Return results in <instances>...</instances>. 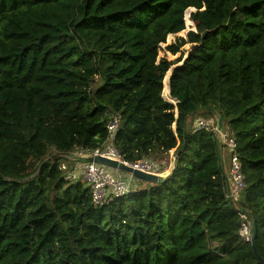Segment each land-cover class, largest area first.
<instances>
[{
	"label": "trees",
	"instance_id": "1",
	"mask_svg": "<svg viewBox=\"0 0 264 264\" xmlns=\"http://www.w3.org/2000/svg\"><path fill=\"white\" fill-rule=\"evenodd\" d=\"M189 8L196 31L167 50L193 49L169 77L185 51L159 59L161 45ZM199 109L158 184L97 205L61 168L105 146L108 110L136 162L174 157ZM218 115L245 175L235 201L220 141L196 125ZM241 210L264 257V0H0V264H264Z\"/></svg>",
	"mask_w": 264,
	"mask_h": 264
},
{
	"label": "built area",
	"instance_id": "2",
	"mask_svg": "<svg viewBox=\"0 0 264 264\" xmlns=\"http://www.w3.org/2000/svg\"><path fill=\"white\" fill-rule=\"evenodd\" d=\"M186 16L190 17L191 13L187 14L186 12L185 19ZM170 93L171 89L169 88V91L165 92V95H170ZM165 95L163 93L164 98ZM177 102L178 100L176 102L171 103L177 104ZM108 111L111 116L110 122L108 124V130L110 135L105 146L92 151H75L73 156L77 159H82L81 166L79 167V169H72L67 164H62L61 166L62 170H65L66 172H71L69 175L66 174L68 179H83L87 181V183L92 188L94 203L97 205L104 204L108 199L112 197L124 196L130 193L133 188L131 186V181L122 179L121 177L113 176L109 172V170H107L108 167L99 163H95L93 161H89L88 158L101 155L109 158L118 159L121 162H124L125 164L132 165L135 168H139L147 172H158L157 163L152 158L145 157L143 159L137 160L136 162H130L123 159L114 144V138L116 137V134L121 124L120 114L112 110ZM196 125L197 129H206L215 132L220 143L229 147L231 151V175L229 179L227 197L232 201L237 200L240 196V192L245 188L246 184L239 153L237 152L236 139L231 136L230 132L228 131V127L227 130L225 129L224 125L222 126V128L219 127L218 116L209 118H198V120L196 121ZM132 177L134 176L132 175ZM239 215L242 221L239 234L245 241L251 242L253 236L252 221L248 218L244 210H241L239 212Z\"/></svg>",
	"mask_w": 264,
	"mask_h": 264
},
{
	"label": "rangeland",
	"instance_id": "3",
	"mask_svg": "<svg viewBox=\"0 0 264 264\" xmlns=\"http://www.w3.org/2000/svg\"><path fill=\"white\" fill-rule=\"evenodd\" d=\"M192 10L193 9H188L187 14H190L192 12ZM188 19L191 20L190 17L186 16V19H185L186 20V28H185V30H183L184 31L183 34H179V32L177 34H171L172 41H168V39H167V41L161 45V51L159 53V59L160 58H167L168 60L173 61L176 58H178L182 54L183 51H185V55H186L188 53V51H190L193 48L191 43H187L186 45H184L182 47L181 51H179L177 54H173V53H171L170 51L167 50V46L168 45L177 42V37L178 36L187 37V34H188V32L190 30L196 31L197 28H196L195 23L191 20L194 25L189 26V24L187 23ZM164 91H165V87H164ZM164 95H165V92H164ZM225 129L227 130L226 126H225ZM221 153H222V157H223L224 168L226 170V173L230 177V175H231V165H230L231 151H230L229 147H227V146H225L224 144L221 143ZM154 160L157 163H159V165H162L164 168L168 169V170H165L163 172V175L165 173H167V172L170 173V171L172 169V166L174 165V161H175L174 157H173V153H171L168 156L157 157ZM68 166L69 167L71 166L72 169L76 170V169H79V167L81 166V162L77 163L76 167L74 166V164L73 165L69 164ZM107 170H109V172L113 176L121 177L122 179L131 181V186H132L133 189H136L138 187L139 188H143V187L146 186V184L143 182V180H139L136 177H132V175L130 173H128V172H124L122 170H117V169H112V168H108ZM66 173H67V175H69L71 172H66Z\"/></svg>",
	"mask_w": 264,
	"mask_h": 264
},
{
	"label": "water",
	"instance_id": "4",
	"mask_svg": "<svg viewBox=\"0 0 264 264\" xmlns=\"http://www.w3.org/2000/svg\"><path fill=\"white\" fill-rule=\"evenodd\" d=\"M189 9H193L192 11H195L196 9L194 8H189ZM193 49V48H192ZM191 49V50H192ZM189 51L188 53L185 55L183 61L181 63H178L176 65H174L171 70L168 72L169 77H171L172 71L176 66H179L181 64H183L184 60L188 57ZM169 84H170V80H169ZM170 88V86H169ZM171 89V88H170ZM200 110H197L195 113L191 114L189 116V119L187 120L185 129H184V141L181 145V148L178 150V152L175 154L174 156V160H176L177 155L184 149V147L187 144V140H188V133H189V126H190V122L192 117H194V115H196ZM218 123H219V127L222 128V126L224 125L223 123V118L222 116L218 115ZM89 161H93L95 163H99L101 165H104L108 168H112V169H117V170H122L124 172H128L130 174H132L134 177H136L139 180H143V181H147L150 183H154V184H158L160 183L166 176L162 175L161 173H156V172H147L144 170H141L139 168H135L132 165H128L125 164L124 162H121L118 159H114V158H109V157H105V156H101V155H97L95 157H90L88 158ZM252 228H253V236H252V246H253V251L256 255V257L262 262L264 263V257H262L257 250L256 247V237H257V227H256V221L253 220L252 221Z\"/></svg>",
	"mask_w": 264,
	"mask_h": 264
},
{
	"label": "crops",
	"instance_id": "5",
	"mask_svg": "<svg viewBox=\"0 0 264 264\" xmlns=\"http://www.w3.org/2000/svg\"><path fill=\"white\" fill-rule=\"evenodd\" d=\"M173 153V152H172ZM76 165H77V163H76ZM76 165H74V166H76ZM164 172V171H163ZM163 172H158V173H161L162 175H163ZM169 172H167V173H165L164 175L166 176V174H168Z\"/></svg>",
	"mask_w": 264,
	"mask_h": 264
}]
</instances>
